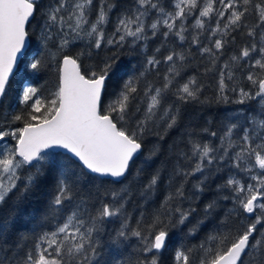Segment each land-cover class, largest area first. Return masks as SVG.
<instances>
[{"label": "snow or ice", "instance_id": "snow-or-ice-1", "mask_svg": "<svg viewBox=\"0 0 264 264\" xmlns=\"http://www.w3.org/2000/svg\"><path fill=\"white\" fill-rule=\"evenodd\" d=\"M117 8L115 0H54L43 10L40 0H0V104L12 90L21 65L27 74L55 63L57 72L54 90L48 94L31 83L18 84V102L25 107L4 113L5 122L0 123V206L10 194L18 193L15 207L22 210L29 195L51 176L55 188L45 219L58 221L53 230L39 236L34 230L32 237L21 231L10 240L15 216L0 219V264H98L104 222L121 216L124 219L110 236L111 243L123 245L135 237L144 257L135 264H159L158 256L175 230L191 223L197 212L187 195L188 184L199 175L192 184L193 195L203 192L208 179L205 173L217 162H230L235 169L252 174L254 183L245 184L230 175L218 185L233 193L223 197L234 202L221 221L225 230L198 245H181L174 253V264H264V0H134L133 6L119 13L109 35L106 26ZM33 20L45 48L50 41L58 42L55 52L34 55L26 63ZM236 33L247 40L229 53ZM158 36L161 44L146 58L145 71L156 69L159 84L148 81L143 72L123 79L120 74L126 70L117 63L116 54L93 65L84 63L93 58L94 49L122 48L129 38L132 46L144 42L146 47L149 38ZM173 38L190 43L189 49L172 48L162 60L157 59ZM85 40L83 49L72 51L76 41ZM191 46L201 58V76L215 77L211 98L204 95L206 85L198 76L183 79L185 67L196 59ZM162 63L167 67L161 75ZM110 88L118 91L105 103ZM170 97L174 99L169 103ZM212 102H255L258 107L249 105L247 111L225 117L219 147L202 142L196 138L198 133L189 131L188 151L176 153L164 199L150 215L141 212L135 227L125 209L132 195L130 187L107 189L103 193L107 202L95 199L91 189L84 190L86 177L121 184L132 176L129 185L140 183L141 198L149 202L164 178L162 170L155 169L141 183L144 168L137 167V160L144 156L146 137L156 128L165 132L176 128L183 105ZM18 123L22 126H16ZM155 135L163 140L159 132ZM160 152L159 143L148 149L145 166L150 167L149 161ZM61 155L65 159L58 164ZM257 171L258 175L253 174ZM216 207V201L207 203L204 216ZM230 220H240V226L229 227ZM201 223L189 228V234ZM30 238L33 246L27 248Z\"/></svg>", "mask_w": 264, "mask_h": 264}, {"label": "trees", "instance_id": "trees-1", "mask_svg": "<svg viewBox=\"0 0 264 264\" xmlns=\"http://www.w3.org/2000/svg\"><path fill=\"white\" fill-rule=\"evenodd\" d=\"M42 10L49 3H54V0H40ZM118 4V8L114 10L111 14V22L106 26V33L111 34L114 30L115 22L119 13L125 8L133 6L134 0H115ZM168 2V0H166ZM94 18V15H93ZM39 16H37V20ZM250 22H252L250 18ZM189 24L193 21L189 20ZM31 38H30V52L26 58V63L31 60L34 55L44 53L45 51L51 50L55 52V43L57 41H50L48 48H45L43 43L40 41V29L37 27V21L33 20L32 26L29 29ZM151 31L149 30V36ZM247 38H241L240 33H236V42L228 49V52L238 50L239 47ZM162 37L149 38L146 42V47L144 42L138 43L136 46L131 45V38L128 39V42L122 48H116L113 46H104L100 50H93L92 59H84V63L88 65H93L99 63L100 60L116 54L118 56L117 63L120 64L122 69L126 70L120 75L123 79H126L128 76H139L140 73H145V77L148 81H154L157 84L160 81L157 79L156 69L151 71H145V61L147 57H150L154 54V50L160 46ZM207 44V41H205ZM85 41H76L75 46L72 48V51H78L85 47ZM182 45V47H181ZM190 43L180 42L177 39H169L166 42V47L161 49V52L157 55V59H163V56L167 55L169 50L175 48L177 51L189 49ZM191 51L195 60H191L189 65L185 67V74L183 79H187L188 76L196 75L198 76L202 83L206 85L204 89V95L211 98L214 94L215 87L214 81L215 77L213 76H201L204 72V67L201 65V58L197 55L196 48L191 46ZM224 59H227V55ZM223 60L220 61L223 64ZM167 65H159V73L162 75L166 70ZM237 76H240V73H237ZM21 78H23L21 80ZM142 78V79H144ZM115 79V78H114ZM57 80L56 64L53 63L51 67H46L41 69L37 73H32L31 70H28L26 74L23 70V65H21V70L16 72L15 80L13 81V88L9 92L8 97L4 100L3 104H0V123H4V113L5 112H19L24 109L25 106L20 105L18 102V93L19 88L18 84L21 83H31L34 87H37L41 90L42 94H48L54 90V85ZM122 82V81H121ZM183 80H181V83ZM118 91V88H110L108 95L105 97V103L114 98V93ZM203 98V97H202ZM174 97L169 98V103L172 102ZM249 105L253 108L258 107L255 102H249V104L239 105V104H217L215 102L200 104V103H190L182 106L183 116L174 129L165 130L160 127L154 129L146 137V145L144 156H141L137 160V167L144 168V181L146 182L147 177L155 170L161 169L163 175V182L159 185L157 191L154 194H151L149 202H146L145 199L141 198L140 194V183H132L129 185V181L133 179L132 176H129L128 180L122 181L121 184H112L110 179H104L103 182L98 179H93L92 177H86L84 183V190L88 191L91 189L93 197L99 201L107 202L104 198L103 193L107 189L119 190L122 187L131 188V198L130 202L125 205L126 212L130 214L131 220L130 224L132 227L136 226V220L140 218V213L144 212L145 215H150L151 212L158 208L161 201L164 199L165 194L168 191V177L172 172L173 165L176 163V153L179 151H188L186 142L188 140L187 133L189 131H195L198 133L197 139L202 142H208L215 147H219L220 139L219 136L223 133L222 121L226 116L236 114L238 111L243 110L247 111ZM10 118V117H9ZM16 126H22L19 123ZM207 128L208 132H203L202 130ZM156 132H159L163 136V140L155 135ZM211 132H217L216 137L210 135ZM9 143H15L10 138H8ZM159 143L160 146V155L158 157H153L149 163L150 167L145 166L144 160L148 156V149H150L154 144ZM65 157L63 155L57 157V163H61ZM219 169V171H217ZM76 170L79 172V166L76 167ZM54 174V173H53ZM135 174V169H133V175ZM253 174H259L255 172ZM208 176V179L204 185L203 192H196L193 195L194 190L192 189V184L196 183L200 179L199 175L193 178L187 186V195L192 197L191 207L197 209V212L191 218V223H188L184 226H181L180 229L175 230L168 247L163 250L159 256V264H174V253L177 248L181 245L185 246H194L198 245L206 240V238L219 231L225 229L221 226V221L227 216L229 211L233 209L234 202L230 198L224 200L223 197H231L233 193L231 190L218 188V185H223L224 181L230 176H235L237 179L241 180L245 184L254 183L251 180V175L244 173L240 170L235 169L229 163L217 162L211 166V171L205 173ZM55 188V181L51 179V176L43 183L40 187L35 190L34 194H30L28 199L24 201L21 205V209L15 207V201L18 193L10 194L8 200L0 206V219H5L15 216L14 225L10 233V240H15L18 233L21 231H26L29 233L30 237L33 235V230L35 236H39L44 231H51L58 222L56 219L51 217H46V209L48 201L51 199V195ZM216 201L217 207L215 211L205 217L203 213L204 206L211 202ZM99 207V203L96 205ZM189 206L188 202H185L184 207ZM124 217H112L107 219L103 225V233L101 236V243L103 247L101 249V255L98 257V264H135L137 259H143L144 257L139 254V242L137 238L131 237L123 245H113L110 241V236L115 234V231L120 228L122 220ZM241 220L244 217L240 218ZM197 221H202L199 225L198 230L194 234H189V228L196 225ZM42 224V226H41ZM27 225V227H24ZM240 220H230L229 227H239ZM33 239L30 238L27 243V248H32ZM27 250V249H25ZM151 258L150 256L148 257Z\"/></svg>", "mask_w": 264, "mask_h": 264}, {"label": "water", "instance_id": "water-1", "mask_svg": "<svg viewBox=\"0 0 264 264\" xmlns=\"http://www.w3.org/2000/svg\"><path fill=\"white\" fill-rule=\"evenodd\" d=\"M29 47H30V41H29Z\"/></svg>", "mask_w": 264, "mask_h": 264}]
</instances>
